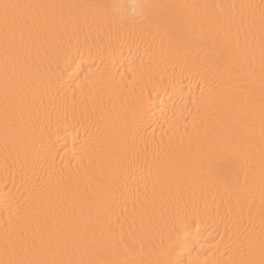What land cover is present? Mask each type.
I'll list each match as a JSON object with an SVG mask.
<instances>
[{"label": "bare ground", "instance_id": "1", "mask_svg": "<svg viewBox=\"0 0 264 264\" xmlns=\"http://www.w3.org/2000/svg\"><path fill=\"white\" fill-rule=\"evenodd\" d=\"M108 2L0 0V4ZM152 2L171 6L160 11L173 21L185 15L183 5H236L228 8L234 17L231 34L241 46L247 40L249 49L255 51V61L239 76L217 73L213 70L219 63L214 59L217 50L208 40L189 45L186 56L176 57L168 37L153 29L151 22L137 24V31L129 40L126 36L118 37V27L100 19L84 29L80 39H87L101 53H107L108 45H116L118 39L125 46L115 57L103 55L95 61L97 67L92 69V79L87 85L90 95L83 110L76 112L77 126L71 127L70 118L69 126L56 127L53 109L62 105V100L55 91L45 96L21 89L19 67L9 61L8 70L5 69L0 35V255L6 239L9 245L20 238L31 240L38 219L43 221V213L39 218L36 215L38 207L43 208L57 194L70 205L72 193L76 192L90 206L77 221L81 229L90 233L97 214L101 219H110L114 228L119 223L126 238L138 234L136 255L132 258L146 264L167 255L169 264L189 261L241 264L248 259L260 260V222L264 215L261 195L264 146L259 118L264 98V70L259 58L260 14L258 9L240 5H259L261 0ZM64 11L67 16L68 10ZM73 13L82 14V10ZM84 59L75 54L60 73L73 87L92 66L83 63ZM179 63L191 67L181 69ZM77 65L81 71L73 75ZM201 77L209 81L216 100L213 105L201 108L193 127L188 110L196 111L193 102L200 98ZM6 112L14 122L12 128L6 129ZM45 113H53V127L46 135L54 140L55 167L47 161L42 147L41 136L48 124ZM73 137L78 138L75 144ZM209 150L225 158L238 156L236 177L249 194L243 206V220L233 215L227 228L224 223L211 220L199 225L195 219L172 229L165 227V221L184 218V204L202 206L203 201L211 203V197L216 195L215 189L200 175V161ZM125 160L137 161L134 171L132 165H125ZM245 171L249 172L247 182ZM174 207L172 216L161 219L164 209L172 213ZM223 211L221 208L222 217ZM96 258L108 257L98 252Z\"/></svg>", "mask_w": 264, "mask_h": 264}, {"label": "snow or ice", "instance_id": "2", "mask_svg": "<svg viewBox=\"0 0 264 264\" xmlns=\"http://www.w3.org/2000/svg\"><path fill=\"white\" fill-rule=\"evenodd\" d=\"M109 5L107 3L94 4H44V3H3L0 4V35L3 37L5 50V69L8 70L9 61L13 66H18L22 73L20 81L21 89L35 92L37 95H48L55 91L57 97L62 100V105L53 109L55 115V126H77L76 112L83 110L86 98L90 95L88 82L92 79V69L96 68L95 61L103 55L115 57L125 46L118 39L116 45H108L107 53H101L98 47L89 45L87 39L81 40L80 35L84 29L96 24L102 19L109 26L118 27V37L126 36L129 40L137 31V24L151 22L153 29L163 31L172 45L174 56L183 57L187 55V49L191 44H198L208 40L211 47L216 49L214 59L219 61L213 70L217 73L228 72L239 76L256 59L254 50H250L247 40L243 46L233 39L230 28L234 23V17L228 8L236 5H211L191 4L183 5L186 9L185 15L179 20H169L160 10L171 7L155 5L153 11L141 22L136 24H119L114 22L107 14ZM241 8L259 10L260 14V43L259 58L262 70H264V0L259 5H240ZM68 10L67 16L64 10ZM73 10H82L81 13H73ZM253 11V15H254ZM241 25L244 24L243 18ZM227 26V27H226ZM223 33V36H221ZM239 33L237 32V36ZM95 47V50H94ZM131 53V46H129ZM79 53L85 57L83 63L92 66L77 79L74 87L60 77L62 70L68 66L70 59ZM141 62H143L141 58ZM181 69L191 66L179 63ZM175 70V69H174ZM81 71L77 65L76 75ZM203 87L200 88L199 101H194L195 112L187 109L193 118V127L199 119L201 108L213 105L216 94L210 83L201 77ZM264 85V76H262ZM53 113H45L48 124L43 130L41 141L47 161L55 167L54 140L46 134L53 127ZM260 128L261 141L264 146V98L260 103ZM244 124V121H241ZM13 121L8 119L5 113V126L12 128ZM247 126V125H244ZM23 134V133H22ZM78 140L73 137V143ZM238 156L236 158H225L209 152L200 161V175L216 195L211 197V203L203 201L202 206L184 204L182 220L171 219L165 221V227L172 229L174 225L187 224L195 219L199 225L205 220L224 223L227 228L233 215L237 220H243V206L247 203L249 194L240 185L235 170L237 168ZM136 160H125V165H132L135 169ZM63 172V169H59ZM245 182L249 175L245 171ZM261 195L264 203V152L261 157ZM219 197V203L217 202ZM83 200V203L81 201ZM179 204V202H177ZM250 208V205H248ZM223 208V217L221 214ZM86 209H90L85 198L76 192L72 193L71 204L62 200L57 194L48 199L43 208L38 207L36 215L39 218L43 213V221L38 219V226L33 229L34 235L31 240L20 238L15 244L9 245L6 239L5 248L0 255V264H146L145 261L134 259L138 234L134 233L126 238L123 226L117 223L113 227L110 219H101L99 214L94 221L93 228L89 233L87 229H81L77 223L82 219ZM168 209L161 212V219L172 216ZM89 215L91 212L89 210ZM249 223H251V212H249ZM143 229V221L140 223ZM262 242L260 245V260L248 259L241 264H264V215L260 222ZM199 234V227L197 229ZM102 252L108 258H96V253ZM76 256L72 259L70 255ZM168 256V255H167ZM67 257V258H66ZM151 264H169L166 259H159ZM188 264H193L189 261Z\"/></svg>", "mask_w": 264, "mask_h": 264}, {"label": "clouds", "instance_id": "3", "mask_svg": "<svg viewBox=\"0 0 264 264\" xmlns=\"http://www.w3.org/2000/svg\"><path fill=\"white\" fill-rule=\"evenodd\" d=\"M107 14L119 24H136L149 15L155 6L152 0H109ZM165 256L163 259H166Z\"/></svg>", "mask_w": 264, "mask_h": 264}]
</instances>
